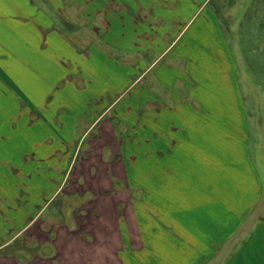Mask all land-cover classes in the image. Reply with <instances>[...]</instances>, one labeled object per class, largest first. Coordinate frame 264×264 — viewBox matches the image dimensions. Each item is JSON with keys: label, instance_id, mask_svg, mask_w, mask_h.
<instances>
[{"label": "crops", "instance_id": "crops-1", "mask_svg": "<svg viewBox=\"0 0 264 264\" xmlns=\"http://www.w3.org/2000/svg\"><path fill=\"white\" fill-rule=\"evenodd\" d=\"M183 1L0 0V249L23 232L51 246L0 264L264 260V108L250 121L220 25L200 16L209 0L186 21ZM61 192L79 209L46 233L36 216Z\"/></svg>", "mask_w": 264, "mask_h": 264}, {"label": "rangeland", "instance_id": "rangeland-1", "mask_svg": "<svg viewBox=\"0 0 264 264\" xmlns=\"http://www.w3.org/2000/svg\"><path fill=\"white\" fill-rule=\"evenodd\" d=\"M36 1L42 3L44 0ZM202 2L203 0H184L182 3L183 7L178 12L179 15H182L180 16L181 19H183L181 21H186L188 17L192 15L200 5H202ZM174 4L175 3H169L170 6H174ZM202 8L204 11L200 13V16L205 14L213 15L216 22L220 25L223 38L229 45V50L232 52L235 64L237 65V71L240 75V90L243 92V101L245 102L248 117L250 121H252L254 116L259 114V108H264V0H209L202 6ZM51 14L54 16L53 13ZM75 16L77 17H73L74 20L73 22L71 21L73 23L72 29L74 31L72 37L78 44L87 45V43H91V39L94 38L93 34L89 31L92 23L89 19L81 18L80 13H76ZM84 25H86L88 30L84 28ZM77 26L83 27L79 28ZM86 37H88V39ZM149 58L150 56H146L141 60H138L139 64L137 68L142 70L144 66H146L145 64L149 61ZM124 67L125 66L122 64V72L124 71ZM111 70V66L106 64L104 67V73L112 75ZM79 73L80 66L78 65L76 75L73 79L74 85L78 87L82 84V81L78 76ZM27 74L31 73H29L27 67H24L23 76H27ZM114 83L115 82L112 81L106 83L105 87L106 89L113 91L112 93L115 95V92L121 91L125 84L121 81L119 82V88H117V86L113 85ZM107 98L108 99L104 102L103 100H99L97 103L103 104L110 102L111 98ZM92 105L95 109L97 106L96 100L94 104H90V107ZM63 108L64 107H58V118L65 114L74 117L76 114L59 112V109ZM262 113L264 116V112ZM87 115L92 118L93 115L96 116L98 114ZM17 116L20 119L18 121L24 123L28 129L30 126L33 127V124L37 122L38 118L36 112L28 111L20 112ZM79 118H81V121H79V129L81 133L86 129L89 122L86 119H82L84 117L81 113ZM15 121L16 120L12 123H15ZM92 134L93 133H90V136ZM40 196H44V194L40 192ZM80 201L81 200L75 196L68 198L61 192L50 204L38 213L36 218L39 219L36 220L35 224H40L41 228H43L46 233L51 232L54 228V224L58 222H62L66 226L71 227L74 221L73 214L75 215L76 211L79 209L78 206ZM46 247L48 246L45 243L43 245H38L36 241L30 240L27 233L23 232L17 238L11 240L9 245L0 249V259L4 256H13V258L18 261H28L33 253L37 254L36 251H39L41 255L42 253H47ZM256 252L257 249L250 248L248 252L241 254V256H235L232 258V263L263 264L264 260L261 261L263 258H260L259 255L258 260ZM259 253L260 252H258V254ZM228 255L230 256V254ZM218 258V261H221V256L218 255ZM213 264H218L217 260H215Z\"/></svg>", "mask_w": 264, "mask_h": 264}, {"label": "trees", "instance_id": "trees-1", "mask_svg": "<svg viewBox=\"0 0 264 264\" xmlns=\"http://www.w3.org/2000/svg\"><path fill=\"white\" fill-rule=\"evenodd\" d=\"M48 247H46V249H47V253H42V255L43 256H47V255H49L50 254V252H51V246H50V243H47L46 244ZM36 253H38V254H41L39 251H36ZM10 255V254H9Z\"/></svg>", "mask_w": 264, "mask_h": 264}]
</instances>
